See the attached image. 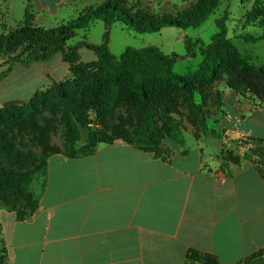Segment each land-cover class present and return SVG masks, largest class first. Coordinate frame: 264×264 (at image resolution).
Segmentation results:
<instances>
[{"label": "crops", "instance_id": "0c3cea01", "mask_svg": "<svg viewBox=\"0 0 264 264\" xmlns=\"http://www.w3.org/2000/svg\"><path fill=\"white\" fill-rule=\"evenodd\" d=\"M138 1L159 7L157 0ZM53 2L0 0V26L17 29L36 16L58 20L106 0ZM57 55L67 65L62 79L52 77L54 67L40 68L48 84L32 91L27 87L37 78L35 65L52 59L17 63L11 70L0 63V107L27 103L65 80L69 64ZM95 60L93 53L90 62ZM14 75L21 80L10 85ZM220 102L210 116L218 135L228 142L264 140V101L227 92ZM133 128L126 127L131 134ZM108 134L115 140L101 141L91 156L50 155L39 204L23 219L0 200V237L11 264H194L188 260L193 250L220 264H237L264 249V177L239 153L235 162L221 155L231 143L216 139L190 147L167 140L158 156L132 147L114 131Z\"/></svg>", "mask_w": 264, "mask_h": 264}, {"label": "rangeland", "instance_id": "374dc122", "mask_svg": "<svg viewBox=\"0 0 264 264\" xmlns=\"http://www.w3.org/2000/svg\"><path fill=\"white\" fill-rule=\"evenodd\" d=\"M53 1L55 3L57 0ZM206 2L207 0H157L156 3H159V7L155 6V10H153L138 0H121L127 9L134 13L137 12L136 19L139 21L145 19L146 22H150L174 18L188 20L191 24L198 23L204 16L208 10ZM261 12H264V0H217V8L214 13L198 29L184 31L169 27L159 33L140 35L133 29L115 24L110 29L107 42L112 54L118 59L129 48L139 50L150 46L158 47L165 55L175 58L173 66L176 74L189 76L199 70L204 60L203 50L212 43L213 37L220 32L219 21L226 18V37L238 50L240 59L246 62L250 69L243 72L237 67L229 68L223 70L218 77L211 81L196 80L191 90L170 92L161 96L156 95L151 97L148 102L158 110V113L163 112V103L170 110H175V117L185 128L182 144L185 142L186 146L193 147L195 143L206 144L207 140L210 142L220 139L223 144L231 143L232 146H224L221 155L233 157L234 153H239L241 157H244V154H249L250 146L241 149L234 141H226V138L217 134L210 116L213 115V110L220 106V100L227 92L236 93L241 100L264 101V72L258 71L264 68V39L259 41H247L245 39L246 37L249 40L262 37L263 28L259 17ZM31 13L35 14L36 12L32 11ZM72 14V12L64 13L58 20L36 16L28 23L34 28L50 29L78 15L73 14L74 16H72ZM12 27L11 29H4L0 26V40L3 35L14 31L17 26ZM106 33V25L98 21L89 33H79L72 45L82 41L100 45L105 41ZM187 39L192 42L190 52L186 44ZM22 54V51H19L9 56L0 55V63L4 64V69L8 66H14L17 64L14 60ZM24 56L23 58H25ZM79 56L78 66L81 70L73 75L69 66L68 76L61 81H68L69 83V94L65 99L49 100L34 117H27L23 114L14 120L0 121V200L5 204L6 210L16 211L21 217H25L30 208L34 206L33 199L28 193L19 194L1 187L5 175L12 173L25 176L28 172L42 165L50 151L64 152L68 149L72 142L73 117L79 120L83 135L86 134L85 129H88L103 138H109L108 133L114 131L113 129L117 127L120 121L127 122L121 111L132 108L128 107L129 104L124 105V100L139 101L138 97L118 86H114L110 93H103L96 86L91 85L89 79L92 77L91 73L97 70V60L90 62L93 59V52L86 48L79 50ZM221 57L226 63L234 59V55L228 49L222 50ZM59 60L60 56L56 55L46 65L36 64V69L32 73L37 74V78L34 83L27 87V90L32 91L34 86L39 90L41 86L48 84L47 79L39 76L40 68L51 69L54 67L52 77L62 79L67 65L66 63L59 64ZM20 80L21 75H14L8 83L11 85ZM47 89L41 91L44 92ZM192 90L200 91L202 97L199 93L192 96ZM17 94L16 91L6 98L11 99ZM24 104H12L0 107V109L22 108ZM193 105L201 107V113L197 114L199 118L196 116ZM126 116L132 117V115ZM155 121L156 128L161 129L163 125L159 117ZM93 123L98 124L99 127L93 128ZM203 125L208 127L209 133L205 132ZM166 141L167 139L162 142L156 140L154 143L161 149ZM45 147L46 152L44 151V153ZM32 191L38 194L39 187L35 186ZM4 245V241L0 237V264H11Z\"/></svg>", "mask_w": 264, "mask_h": 264}, {"label": "trees", "instance_id": "16d2710c", "mask_svg": "<svg viewBox=\"0 0 264 264\" xmlns=\"http://www.w3.org/2000/svg\"><path fill=\"white\" fill-rule=\"evenodd\" d=\"M206 7L208 10L196 24H191L188 20L184 21L174 18L146 22L145 19L137 20V12L134 13L132 10L127 9L124 3H121V0H106L103 5L84 11L75 18L54 28L38 29L32 27L28 21L27 23L25 22L23 26L1 37L0 55L9 56L22 51L23 54L17 57L14 62L28 65L30 62H46L55 55L60 54L63 56L65 62L69 64L70 72L74 75L81 70L78 66L80 61L79 50L86 48L92 51L97 59V70L91 73L92 77L89 79V83L94 87L96 86L103 93H110L114 86H118L120 89L127 90L131 95L139 99V101L124 100V105L129 104L128 107L132 108L130 109L132 112L128 114L132 115V117L125 116L127 122L120 121L121 124H118L113 129L114 132L120 135L132 147L160 156L161 149L154 142L156 140L162 142L167 139L174 144H182L185 128L175 117V110H170L168 106L165 107L164 103L162 104L163 112L158 113V110L148 102L151 97L163 94L167 95L170 92L191 90L196 80H201L202 82L211 81L218 77L223 70L229 68L237 67L241 71L247 72L250 67L240 59L238 50L226 37V18L219 21L218 27L220 32L213 37L212 43L203 50L204 60L199 70L197 73L189 76L176 74L173 66L175 58L165 55L155 46L139 50L129 48L119 59L116 58L112 54L107 42L109 32L115 24L133 29L140 35L159 33L161 30L169 27L184 31L195 30L214 13V10L217 8V0H207ZM259 17L261 19L263 35L261 38H251V40L246 37L247 41L264 39V12H261ZM98 21L103 22L107 27L103 43L93 45L82 41L72 45V42L79 33H89ZM186 44L190 52L192 42L187 39ZM223 49H228L234 55L233 61L231 60L226 63L221 57ZM8 70H11L10 66ZM258 71L264 72V68ZM68 85V81L54 82L53 87L44 92L38 91L22 108L0 109V121L14 120L23 114L27 117L36 116L49 100L65 99L69 94ZM191 92L193 93L192 96H196L199 93L202 97L200 91L192 90ZM193 106L195 107L197 116L198 113H201V107H198V105ZM157 117L162 122L163 127L161 129L156 128L155 120ZM128 125H134L133 134L130 133V130L126 129ZM81 128L79 120L73 117L72 142L68 149L64 152L59 150L50 151L44 163L33 171L28 172L25 176L12 173L5 175L1 187L13 190L19 194L28 193L34 203L30 211L35 210L39 204V195L42 194L47 183V159L50 155L63 153L71 159L87 157L95 153L96 147L101 141L112 142L115 140L113 136L106 135L109 138H103L96 132L85 128L86 134L83 135ZM203 128L205 132H208L206 125H203ZM234 143L238 144L239 147L250 146L248 149L249 154H244V158L252 161L264 177V140L253 139L246 142L234 141ZM45 149L46 147L43 152H46ZM234 157L230 156L226 159L235 162ZM35 186L39 187L38 194L32 191ZM23 218L21 217V219ZM188 260L194 264H220L215 256L202 254L194 250L190 251ZM237 264H264V249Z\"/></svg>", "mask_w": 264, "mask_h": 264}, {"label": "built area", "instance_id": "2783aa9c", "mask_svg": "<svg viewBox=\"0 0 264 264\" xmlns=\"http://www.w3.org/2000/svg\"><path fill=\"white\" fill-rule=\"evenodd\" d=\"M94 122H96V121H94ZM92 127H93V128H97V127H99V125H98V124H95V123H93V124H92Z\"/></svg>", "mask_w": 264, "mask_h": 264}]
</instances>
